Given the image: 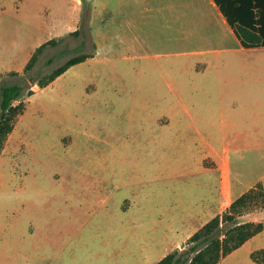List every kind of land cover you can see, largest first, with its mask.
I'll use <instances>...</instances> for the list:
<instances>
[{
  "label": "rangeland",
  "instance_id": "374dc122",
  "mask_svg": "<svg viewBox=\"0 0 264 264\" xmlns=\"http://www.w3.org/2000/svg\"><path fill=\"white\" fill-rule=\"evenodd\" d=\"M84 10L90 12L89 26L98 40L95 55L21 97L25 108L0 151V264H110L113 258L130 259L131 253L134 258L135 246L109 250L108 231L132 217L149 224L159 217L166 226L180 220L181 237L197 230L240 195L223 196L210 216L201 206L207 192L194 184H200V174L193 180L188 173L201 157L204 165L214 164L217 153L204 154L207 140L215 148L230 146L221 156L235 192L246 191L264 174L259 167L264 162L251 149H238L235 126L220 132V105L205 99L173 103L167 86L162 88L165 99L148 101L145 85H130L144 81L141 64L160 68L161 81L171 65L153 57L132 61L124 45L115 51L108 5L94 13L92 0H0V74L22 70L47 39L64 37L45 50L34 73L47 69V57L76 47L80 36L70 33ZM86 44L89 48L90 40ZM257 56L264 65V51ZM202 75L192 73L189 81H204ZM226 104L235 122L237 105ZM189 115L202 123L210 117L209 134H177ZM186 206L191 215L184 213ZM240 219L264 223V210L245 211ZM34 244L36 251L30 249ZM263 258L264 228L217 264H264Z\"/></svg>",
  "mask_w": 264,
  "mask_h": 264
},
{
  "label": "crops",
  "instance_id": "0c3cea01",
  "mask_svg": "<svg viewBox=\"0 0 264 264\" xmlns=\"http://www.w3.org/2000/svg\"><path fill=\"white\" fill-rule=\"evenodd\" d=\"M92 3L94 13L97 7H109L106 19L109 20L110 41H115V51L118 45H124L132 61L153 57L171 65L166 81H161L160 68L141 64L139 67H146L145 79L132 80V87L140 83L145 85L148 101L153 97L165 99L162 88L167 86L171 89L168 97L173 103L186 105L205 99L220 105L216 109L220 115V132L235 126L238 149H251L258 161L264 162V95H261L264 82L260 81L264 65L257 56L264 51V45L244 47L214 0H92ZM95 40L97 51L98 40ZM192 73L203 74L204 81H189ZM226 103L237 105L235 122L223 106ZM188 119L178 124L177 134L197 135L202 130L205 135L209 134L210 117L204 123L192 115ZM207 142L209 146L204 154L217 153L213 155L214 164L204 165L201 157L193 161L188 174L193 180L200 174V184H194L207 192L201 206L210 216L223 196L235 197L245 189L235 192L237 187L225 173L221 153L230 151V146L224 144L215 148L209 140ZM256 182L264 187V174L253 184ZM183 210L191 215L190 207ZM159 221L158 217L152 224L138 223V218L132 217L128 223L109 226L108 231L112 232L110 251L117 252L126 244L139 249L136 257L131 253L130 259L128 256L123 261H113V258L110 264H155L168 252L182 247L196 230L194 227L181 237L180 220L176 225L173 221L170 226ZM30 249L36 251L37 247L34 244Z\"/></svg>",
  "mask_w": 264,
  "mask_h": 264
},
{
  "label": "trees",
  "instance_id": "16d2710c",
  "mask_svg": "<svg viewBox=\"0 0 264 264\" xmlns=\"http://www.w3.org/2000/svg\"><path fill=\"white\" fill-rule=\"evenodd\" d=\"M214 1L244 47L264 45V0ZM89 18L90 12L82 11L78 27L70 33L80 36V43L71 50L60 49L47 57L44 61L47 69L44 71L37 69L34 73L39 59L46 49L58 46L64 37H53L40 43L22 70L0 74V151L18 115L25 108L24 102L19 101L21 97L31 95L35 86L40 88L47 85L71 65L94 55L96 43ZM87 40H90L89 48ZM65 53L73 54L56 64ZM253 209L264 210V187L261 182H256L233 199L222 213L216 214L195 230L182 247L168 252L155 264H217L225 255L263 230L264 223L261 220L240 219L245 211ZM251 257H254V252Z\"/></svg>",
  "mask_w": 264,
  "mask_h": 264
}]
</instances>
